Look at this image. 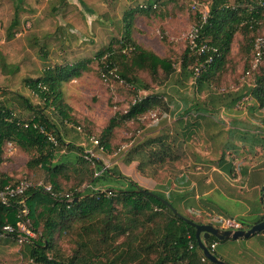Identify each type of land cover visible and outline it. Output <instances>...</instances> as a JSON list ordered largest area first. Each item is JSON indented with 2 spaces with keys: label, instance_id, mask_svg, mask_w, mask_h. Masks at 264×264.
Listing matches in <instances>:
<instances>
[{
  "label": "rangeland",
  "instance_id": "374dc122",
  "mask_svg": "<svg viewBox=\"0 0 264 264\" xmlns=\"http://www.w3.org/2000/svg\"><path fill=\"white\" fill-rule=\"evenodd\" d=\"M148 1L152 0H0V101L16 116L31 121L30 112L23 108L17 96L28 99L35 110L42 109L57 125L66 142L86 150L92 149L102 164L110 169H118L139 187L161 193L167 198L174 197L173 202L177 210L195 223L220 228V220L235 218L241 220L247 227L252 226L259 219L254 213L257 209L261 210L259 199L262 194L261 188L252 192L249 189L240 190L242 186L224 178L225 187L219 184L209 195L201 196L198 201L201 210H198V203L193 199L195 187L199 186V182L204 184L202 178L212 174L211 166L203 165L200 168L196 156L205 155L189 148V142H196L201 136L195 133L189 135L187 131H183L186 121L181 125L179 121L185 117L182 112L186 108L203 106L207 94L219 98L227 95L231 90L225 85L228 83L227 79H237L251 85L242 90L243 92L246 90L243 93L246 98L250 97L255 76L264 70V60L260 70L246 76L244 70H248L247 63L239 60L233 50L227 63L226 74L218 77L220 83L218 84L216 80L213 82L214 85L201 84L200 88L195 79L188 77L189 73L180 75L179 62L187 47L186 37L193 25V12L190 10L189 0H178V5L182 9L180 13H172V16L163 20L136 15L132 30V35L144 48L153 51L159 57L169 56L173 61L175 72L171 75V80L160 84L150 83L148 76L141 73L140 79L149 84L150 88L137 92L130 85L114 81L113 78H106L104 81L102 76L100 77L98 62L95 60L96 54L106 48L112 39L122 37L124 13ZM207 1L198 0L199 9H203ZM13 21L16 22V26L11 28ZM261 29H264V24ZM163 37L168 45L161 42ZM239 42L240 37L236 36L233 48H236ZM79 62H83L86 69L81 71L79 77L63 84L62 87L63 102L72 109L69 116L74 121L62 120L55 110L44 108L43 101L29 90L26 82L37 79L47 68L74 65ZM155 94L163 96L157 108L135 120L119 122L108 136L107 151L100 152L93 148L89 138L101 137L110 119L125 114L134 100ZM247 102L249 101H243L242 107L252 110L254 104L252 106L249 104L253 102ZM204 114L203 112L202 120H208V116L212 129H217L221 134L223 123L218 114L215 116ZM87 132L91 135L87 136ZM240 136L246 139L252 137L247 130ZM148 140L157 141L154 145L144 147L145 152L158 149L162 142L167 144L171 153L162 161L141 160L134 155L129 164L126 163L128 153ZM7 143L3 146L0 175L9 178L8 184L27 181L34 185H50L47 175L40 168L27 167L29 155L11 143V146H8ZM76 154L75 150L69 151L65 146L57 149V157L68 156L69 161H72ZM213 156H215L213 163L220 158L219 152H215ZM138 162H142L143 173L137 169ZM232 173L234 176L237 175V171L233 170ZM72 184L74 182L67 188ZM230 185L235 188L230 189ZM83 186H86V183ZM125 186V181L118 178L106 183L98 182L96 185L97 188L113 189ZM191 186L194 188L193 194L190 193ZM226 189H229L228 193L232 196L222 195L221 192ZM243 211L247 212L246 217L239 216ZM41 232L40 226L37 233ZM258 235L250 239L219 241L213 250L214 256L225 264H235L239 261L251 264L255 259L252 248L257 247L260 252L258 261H264V246ZM55 244L56 247L59 246L58 256L70 257L74 248L72 237L56 239ZM0 264L33 263L25 254L24 246L13 239L0 238Z\"/></svg>",
  "mask_w": 264,
  "mask_h": 264
},
{
  "label": "trees",
  "instance_id": "16d2710c",
  "mask_svg": "<svg viewBox=\"0 0 264 264\" xmlns=\"http://www.w3.org/2000/svg\"><path fill=\"white\" fill-rule=\"evenodd\" d=\"M260 2L264 3V0H208L206 5L209 17L200 31V40L216 47L219 57L195 78L194 68L203 63L207 55L197 57L186 48L179 62V74L189 73L188 77L195 79L199 88L201 84L214 85L216 80L219 84L218 77L227 72L230 45L236 34L240 37L238 59L244 60L249 70L254 38L258 33L264 34V29H261L264 24V7ZM181 11L178 0H152L124 13L122 37L112 39L95 56L100 77L104 81L106 78L121 81L133 87L135 92L150 88L149 84L140 79L141 73L148 76L150 83L160 84L171 80V75L175 72L173 61L169 56L159 57L144 48L132 35L133 21L136 15L163 20L172 16V13L178 14ZM196 19L193 15V23ZM15 26L16 22L13 21L11 28ZM161 42L169 44L165 37ZM263 60L264 56L262 64ZM83 69H86L83 62L47 68L40 77L26 82V85L43 101L45 109L52 108L62 120L74 121L69 116L72 109L63 102L62 87L79 77ZM250 94L260 108L264 106V70L255 76ZM17 97L23 108L30 112L32 119L23 120L0 101V163L5 143L15 145L29 155L27 167L40 168L47 175L53 192L62 195L61 199H55L41 189L27 191L23 197L26 217H21L22 208L17 202L19 198L12 199L10 207L0 204V226L10 225L14 229V233L4 239L17 242L18 225L28 220L29 228L36 236L28 238L21 245L33 264H213L204 258L198 248L193 227L177 218L160 200L147 195L145 192L148 190L139 187L116 168H107L102 173L103 176L94 178V171L100 170L102 163L98 160L92 165L84 160L82 154L85 149L66 142L57 125L42 109L35 110L28 99L20 95ZM162 98L157 94L144 96L131 104L125 114L110 119L101 137L95 138L99 145L107 151L108 136L119 122L135 120L157 108ZM192 108H186L182 113L189 116V112H204L202 107ZM197 117L191 116L194 120L199 118ZM87 133V136L91 135ZM49 137L54 138L56 145L49 141ZM156 141L148 140L128 153L125 162L129 164L134 155L141 160L162 161L169 156L171 149L161 140H158L161 142L158 149H150L149 152L143 150ZM63 146L69 151L77 152L72 161H69L68 156L57 157V149ZM137 169L144 172L142 162H138ZM114 178L124 180L126 186L119 189L96 187L98 182L106 183ZM71 182L74 184L67 188ZM8 183L9 178L0 175V188L14 186L19 181ZM85 183L86 186H83ZM106 192H110L111 196L107 197ZM151 193L167 201L182 215L174 205V197ZM262 220L264 215L254 223ZM239 223L244 229V223ZM40 226L42 232L37 233ZM262 234L264 232L259 235ZM69 237L73 238L74 248L69 258H62L57 255L59 246H55V240ZM218 242L214 237L204 241L213 255L214 249L211 246ZM50 253L52 254L49 255Z\"/></svg>",
  "mask_w": 264,
  "mask_h": 264
},
{
  "label": "crops",
  "instance_id": "0c3cea01",
  "mask_svg": "<svg viewBox=\"0 0 264 264\" xmlns=\"http://www.w3.org/2000/svg\"><path fill=\"white\" fill-rule=\"evenodd\" d=\"M236 36L239 35L236 34L234 36L233 42ZM233 42L230 45L229 56L232 55L233 50L235 53H238L239 45L236 44V48H233ZM226 68H228V64ZM227 80L228 83L225 85H228L229 89H231L227 95L219 98L215 95H211L212 97H210V94H207V100H204V103H202L203 106H199L204 108V116H215V114H218V117L223 123V126L220 124V126H222L221 134L218 133L217 129H212L213 126L211 122L208 121V116V120H202V112H189V116L180 118V120H182L179 121V125H181L183 121H186V124L183 125L184 127L182 128L183 131H187L189 135L195 133L201 136V138L196 139V142H189V148H192L193 151L197 153L202 152V155H205V158L203 156H196V162L199 163L198 165L200 168L203 165L211 166L210 171L212 174L210 173L203 177L204 184L199 182V186L195 187L196 192L193 199L198 203L201 196L209 195L212 190L216 189L217 185L221 184L225 187L223 185V180L227 178L230 182L242 186L240 190L249 189V191L252 192L261 188L262 194L259 198L261 210L257 209L254 213L256 217L260 218L264 215V106L260 108L252 95L247 98L244 96L243 93H245L246 90L244 92L242 90L246 86L250 87L251 85L246 84L244 81H238L237 79ZM253 86L254 85H252V87ZM245 100L249 101L247 103L253 102L249 104L251 106L254 104L251 108L252 110H246V108L242 107L243 101ZM195 115L199 117H197V120L191 118V116L195 117ZM245 130L252 135L251 139L240 136ZM231 134L232 136H230ZM215 152H219L220 158L213 163L215 158L213 154H215ZM234 166H236V168H233ZM197 169H199V167H197ZM233 170L237 171L236 176L232 173ZM231 176H233L232 179L230 178ZM192 187L193 186H191L190 189L191 194L194 193V188ZM234 188L235 186L230 185V189ZM228 191L229 189H226L221 193L223 196H232L229 195ZM192 210H194V208H192ZM198 210H201V204L199 205V203ZM239 216L246 217L247 212L243 211ZM231 219L238 222L241 221L235 218ZM254 224L255 223L252 225ZM247 228V226L244 227V229ZM258 236L264 246V234ZM247 242L250 243L249 240H247ZM216 245L217 244H215L214 249ZM252 249L255 259H253L254 261L251 264H264V261H258V257L260 256L258 248L254 247ZM235 264L246 263L239 261Z\"/></svg>",
  "mask_w": 264,
  "mask_h": 264
},
{
  "label": "built area",
  "instance_id": "2783aa9c",
  "mask_svg": "<svg viewBox=\"0 0 264 264\" xmlns=\"http://www.w3.org/2000/svg\"><path fill=\"white\" fill-rule=\"evenodd\" d=\"M191 2L190 4V10L193 12V15L197 17L196 21L191 26L188 34H187V44L186 48L191 52L192 55H195L197 57L207 55L203 63L199 64L194 68V74L195 78H197L201 72L205 71L207 67L212 64L215 58L219 57L218 49L206 42H202L200 40V31L204 24H206V21L209 17V10L208 6L205 5L203 9H199V2L198 0H189ZM261 6L264 7V3H261ZM252 54L253 58L250 62V68L246 72V76H250L255 71L258 70L260 65L262 64V57L264 56V34H257L253 41V48H252ZM136 100L133 101L132 104H134ZM49 141L56 145V141L54 138L49 137ZM91 144L93 145V148H97L100 152H104V148L99 145V142L91 137L90 140ZM8 146H11L10 143H7ZM82 157L84 160L91 162L92 165L94 162H97L99 158L93 153L92 149L84 150ZM108 167L104 164H102L100 170L96 169L93 173L94 178H98L102 175V173L107 169ZM43 190L44 192L48 193L52 198L55 199H61L62 195L60 193L53 192L50 185H44V184H31L27 181H20L18 184L12 186V185H6L2 188H0V204L4 207H10L11 206V200L12 199H18V204L21 206V217H26L27 215V209L25 207V198L24 195L29 190ZM106 196H111L110 192H106ZM67 197H69L67 195ZM220 229L223 230H230V231H237L242 230L241 224L231 218H225L221 220V227ZM14 233V229L10 225H4L0 226V238H5L10 234ZM34 234L29 228V222L28 220H25V222L20 223L18 225V235L16 236L17 242L21 245L23 242H25L28 238H33ZM215 244H213L211 247L214 249Z\"/></svg>",
  "mask_w": 264,
  "mask_h": 264
},
{
  "label": "water",
  "instance_id": "95a60500",
  "mask_svg": "<svg viewBox=\"0 0 264 264\" xmlns=\"http://www.w3.org/2000/svg\"><path fill=\"white\" fill-rule=\"evenodd\" d=\"M145 193L153 198L160 200L162 204H164L167 208L171 210L172 214H174L177 218L183 220L185 223H187L188 225L194 228L195 240L198 245V248L201 250L204 258H206L209 262L213 264H225V263L217 259L207 249L204 241L207 240L209 237H214L218 241H224L228 239L238 240V239H247L264 232V220L252 225L250 228L237 230V231L223 230L220 228H215L209 224H198L180 215L175 209H173V207L167 201L157 197L156 195H154L149 191ZM263 207H264V203H263Z\"/></svg>",
  "mask_w": 264,
  "mask_h": 264
}]
</instances>
